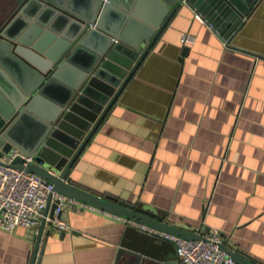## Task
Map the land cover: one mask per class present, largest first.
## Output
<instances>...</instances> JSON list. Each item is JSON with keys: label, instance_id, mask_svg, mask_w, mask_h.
<instances>
[{"label": "crops", "instance_id": "crops-1", "mask_svg": "<svg viewBox=\"0 0 264 264\" xmlns=\"http://www.w3.org/2000/svg\"><path fill=\"white\" fill-rule=\"evenodd\" d=\"M73 5L80 10L85 0ZM45 7L28 8L11 38L47 53L65 32L54 8ZM184 33L195 44H184ZM229 39L239 49L183 6L71 177L98 194L163 213L173 226L201 234L217 229L225 245L264 264V0ZM62 219L69 228L51 230L39 264H119L131 223L98 209H73ZM39 228L0 231V264H31Z\"/></svg>", "mask_w": 264, "mask_h": 264}, {"label": "water", "instance_id": "water-1", "mask_svg": "<svg viewBox=\"0 0 264 264\" xmlns=\"http://www.w3.org/2000/svg\"><path fill=\"white\" fill-rule=\"evenodd\" d=\"M73 1H4L6 14L0 20V158L17 148L33 158L25 169L52 183L56 192L131 223L119 246V264H180L176 242L161 233L199 240L208 229L201 234L173 226L163 213L77 185L71 171L183 6L199 12L229 47L239 49L229 38L242 29L260 0H85L80 10ZM43 5L54 8L65 32L47 53L36 46L28 48L25 40L11 38L15 21L28 8L42 9ZM27 123L31 127L25 133ZM21 162L15 160L12 167L24 168ZM58 203H48L31 264H39V255L55 228ZM47 226L50 230L44 237ZM222 248L235 264H263L225 244Z\"/></svg>", "mask_w": 264, "mask_h": 264}, {"label": "built area", "instance_id": "built-area-1", "mask_svg": "<svg viewBox=\"0 0 264 264\" xmlns=\"http://www.w3.org/2000/svg\"><path fill=\"white\" fill-rule=\"evenodd\" d=\"M198 16V19L201 20ZM182 42L193 45L196 38L191 34H182ZM24 168L12 167L17 159ZM33 162L19 149L14 148L0 158V231L14 232L17 228L40 226L46 218L45 210L49 201H58L55 209L54 225L59 230H67L68 223L58 219L60 213L70 210H92L96 208L81 201L68 198L54 190V185L25 168ZM47 220H50L47 217ZM147 229V227H141ZM150 233L156 232L149 229ZM163 238L175 241L177 258L180 264H235L231 255L222 248L224 244L219 230L205 234L203 239L187 240L181 237L161 233Z\"/></svg>", "mask_w": 264, "mask_h": 264}]
</instances>
